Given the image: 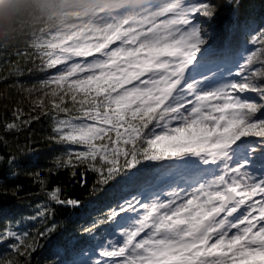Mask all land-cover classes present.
<instances>
[{
    "label": "snow or ice",
    "instance_id": "snow-or-ice-1",
    "mask_svg": "<svg viewBox=\"0 0 264 264\" xmlns=\"http://www.w3.org/2000/svg\"><path fill=\"white\" fill-rule=\"evenodd\" d=\"M33 55L45 78L3 132L43 118L60 151L43 175L18 144L0 156V186L25 172L44 197L6 215L0 264H31L38 238L45 264H264V0H147ZM177 166L189 180L166 175ZM61 170L81 186L91 173L103 204L66 196ZM58 207L71 227L51 222Z\"/></svg>",
    "mask_w": 264,
    "mask_h": 264
},
{
    "label": "trees",
    "instance_id": "trees-1",
    "mask_svg": "<svg viewBox=\"0 0 264 264\" xmlns=\"http://www.w3.org/2000/svg\"><path fill=\"white\" fill-rule=\"evenodd\" d=\"M255 2L258 4L259 0H255ZM120 16L117 17V20L121 19ZM74 18L73 10L60 11L51 15V20L41 22L35 28L26 30L11 42L7 44L0 42V136L13 143V148L9 149L3 146L2 141H0V156H8L10 151L14 150L18 144L23 149V153L20 154L19 158L27 160L30 157L31 163L34 165L28 170L34 172L39 169L42 175L45 174L44 169L52 166L54 156L58 155L60 151L58 145L49 142L47 139L49 122L41 118L21 132L11 134L3 132V124L5 121L11 120V111L16 106V102H20V106L26 114L29 112L30 96L27 89L32 88L34 85L38 86V82L45 78V72L37 68L39 59L33 55V44L38 38L46 37L50 32L55 31L64 22L63 20L70 21ZM224 19L226 17L222 15L221 21ZM228 36V32L221 31L218 43H223ZM47 74L51 75L52 71L49 70ZM18 84L22 87H16ZM32 114L35 115V113ZM187 171L185 167L177 166V168L169 170L166 175L174 173L177 182L180 179L189 180L190 177L186 173ZM52 179L54 183L60 184L66 196L78 198L86 204L92 201L97 206H101L105 200L104 196H101L100 199H94L97 194L91 191L95 180L91 173L86 178L85 186H81L75 181L69 182L68 173L64 170H61L59 175L54 176ZM15 185H19V189L14 191ZM37 192H39L38 184L33 183L25 172H19L15 179H9L6 185L0 186V226L8 222L5 219L6 215L19 217L30 214L29 205L44 199L43 196L37 197L34 195ZM72 213V209L58 207L51 222L55 223L60 229L66 226L71 227L68 224V219ZM35 227L43 230L41 225ZM59 238V234L55 232L51 237L52 240ZM38 240L39 244L44 247L38 249L32 255L31 264H45L46 260L56 259V257L46 254L48 250L47 242L43 238H38Z\"/></svg>",
    "mask_w": 264,
    "mask_h": 264
},
{
    "label": "clouds",
    "instance_id": "clouds-1",
    "mask_svg": "<svg viewBox=\"0 0 264 264\" xmlns=\"http://www.w3.org/2000/svg\"><path fill=\"white\" fill-rule=\"evenodd\" d=\"M135 3L142 7L144 0H135ZM100 7L103 5L94 0H88L87 3L83 0H69L63 10L83 9L91 12ZM60 8L56 0H0V42L7 44L26 30L51 20V12Z\"/></svg>",
    "mask_w": 264,
    "mask_h": 264
},
{
    "label": "rangeland",
    "instance_id": "rangeland-1",
    "mask_svg": "<svg viewBox=\"0 0 264 264\" xmlns=\"http://www.w3.org/2000/svg\"><path fill=\"white\" fill-rule=\"evenodd\" d=\"M56 2L61 6L60 10H53L51 15L57 12H64L63 6L66 5L69 0H56ZM87 3L88 0H83ZM95 3L102 4L103 7L96 8L94 11L86 10H73L74 20L66 21L60 24V26L55 30L50 32L49 35H54L56 33H72V32H81L88 25L97 24L101 21H112L117 20V17L120 16L121 19L131 18L139 13L142 7H138L135 3V0H94ZM147 0H144V4ZM69 11V10H67ZM46 36V37H47ZM48 247V246H47ZM48 254V250L46 252Z\"/></svg>",
    "mask_w": 264,
    "mask_h": 264
}]
</instances>
